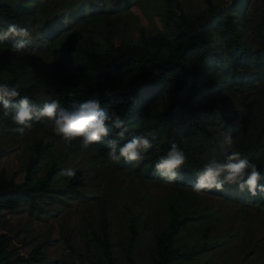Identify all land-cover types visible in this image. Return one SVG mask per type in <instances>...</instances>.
I'll use <instances>...</instances> for the list:
<instances>
[{"label": "rangeland", "instance_id": "374dc122", "mask_svg": "<svg viewBox=\"0 0 264 264\" xmlns=\"http://www.w3.org/2000/svg\"><path fill=\"white\" fill-rule=\"evenodd\" d=\"M115 1L0 0L14 10H0V28L14 24L30 33L23 52L11 50V39L0 43L2 78L18 88L35 84L34 104L42 106L57 100L55 73L65 78L75 68L79 46L103 50L112 43H141V37L175 28L174 13L209 12L205 0H131L127 7ZM212 3L223 12L222 26L211 32L218 60L204 70L218 79L220 88L203 99L210 107L201 113L204 133L178 128L183 115L173 117L174 137L187 158L178 170L182 179L168 184L155 170L172 142L166 135L165 141L155 137L142 162L117 163L109 160V149L100 152L96 144L87 151L78 140L66 145L50 124H34L20 135L21 126L0 121V173L17 183L31 175L28 183H36L49 166L58 168L50 184L56 190L40 202L39 211L21 205L0 214V233L16 234L8 249L28 253L42 245L43 259L28 264H109L107 248L115 264H128L127 250L136 263L152 264L156 235L170 231V220L177 215L173 247L182 256L168 264H264V194L252 196L232 185L199 194L190 188L195 174L213 157L223 160L237 151L250 162L264 164V62H250L242 78V69L232 68V49L223 38L224 23L230 19L246 45L255 49L253 28L264 14V0ZM170 94V83L146 94L148 107L162 110ZM149 114L128 119L132 137L153 131ZM226 133L233 137L231 147L223 142ZM39 145L46 146L42 159L36 157ZM62 168L81 170L80 183L69 187V178L59 174ZM259 172L264 176V170Z\"/></svg>", "mask_w": 264, "mask_h": 264}, {"label": "trees", "instance_id": "16d2710c", "mask_svg": "<svg viewBox=\"0 0 264 264\" xmlns=\"http://www.w3.org/2000/svg\"><path fill=\"white\" fill-rule=\"evenodd\" d=\"M209 12L201 15H187L183 11L174 13L172 18L175 28L167 27L146 39L141 37V43L128 45L110 44L103 50L78 47L79 61L75 68L64 77L59 72L55 73L57 100L64 107L72 103L96 98L101 101V107L110 114L115 113L125 120L128 126L130 117L151 113L149 125L156 136H161L165 141L171 139L178 147L179 140L175 139L174 116L183 115L180 129L187 128L191 133L205 132L201 121V113L209 111L210 107L204 104V97L209 92L217 91L219 81L209 78V73L204 70L212 62L218 60V54L211 46V32L222 26V10L215 9L212 0H205ZM116 5L129 6L131 0H116ZM0 10L13 13L14 10L5 4H0ZM224 41L232 49V68L237 71L242 69L241 75L250 69V62H264V14L259 23L253 28L258 40V46L251 49L241 38L237 26L227 19L224 23ZM9 68L13 64L8 65ZM4 70L0 67V83L13 86L12 82L2 78ZM63 78V79H61ZM170 83L171 94L166 107L151 110L146 94ZM35 84L18 88L21 96L27 95L30 102L36 100L33 90ZM110 94L105 95V91ZM42 104V103H41ZM43 105V104H42ZM0 121L5 125H15L10 115L5 116L0 112ZM186 123V125H184ZM39 124V123H34ZM17 126V125H15ZM111 128V125H109ZM129 128V127H128ZM117 130L112 128L113 134ZM132 138L131 131L126 134ZM107 139L96 144L100 152L108 150ZM171 143L169 150L171 148ZM37 159H42L45 147L37 146ZM257 168L263 172L264 164L256 163ZM58 170L47 168L43 178L36 183H28L31 175L23 183H17L4 172L0 173V214L3 211L13 212L21 205L39 211L41 201L55 191L50 187L53 175ZM75 176L68 181V186L78 185L82 175L81 170H74ZM177 215L170 220L172 229L162 232L155 237L156 258L152 264H168L174 257L182 256L175 252L173 237L178 231ZM178 226V227H177ZM16 234L0 233V264H15L17 262L28 264L43 259L42 245H37L28 253H16L15 249H8L9 243ZM108 247V246H107ZM15 254V255H14ZM107 261L115 264L107 248ZM130 250L126 252L128 264H138L132 258Z\"/></svg>", "mask_w": 264, "mask_h": 264}, {"label": "clouds", "instance_id": "9594fccd", "mask_svg": "<svg viewBox=\"0 0 264 264\" xmlns=\"http://www.w3.org/2000/svg\"><path fill=\"white\" fill-rule=\"evenodd\" d=\"M30 33L26 28L10 24L7 28H0V43L11 39V50L15 53L23 52L29 43ZM110 93L106 90L105 95ZM0 112L11 117L12 122L21 126L20 135L25 129H32L34 123L50 124L52 133L71 146L73 141H79L82 151H87L105 138L109 149V160L119 163L121 160L140 163L152 148L156 137L154 131L127 138L129 128L124 119L115 113H109L101 107V101L96 98L72 103L64 107L58 100L44 102L37 106L30 102V98L21 96L17 86L0 83ZM111 125V128L109 127ZM112 128L117 131L113 134ZM224 144L231 147L233 137L226 133ZM185 153L173 143L166 156H162L155 164L159 178L168 184L182 179L179 169L186 163ZM69 179L75 176L72 168H62L59 173ZM196 179L190 183L191 191L201 193L204 190L216 189L222 191L225 185L237 186L240 192L247 191L250 195L264 194V184L259 181L264 176L259 172L256 163L242 158L237 151L226 155L223 160L210 158L196 174Z\"/></svg>", "mask_w": 264, "mask_h": 264}]
</instances>
